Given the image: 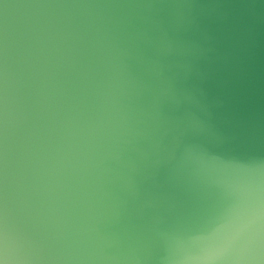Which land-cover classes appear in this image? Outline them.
Masks as SVG:
<instances>
[{
    "label": "water",
    "instance_id": "obj_1",
    "mask_svg": "<svg viewBox=\"0 0 264 264\" xmlns=\"http://www.w3.org/2000/svg\"><path fill=\"white\" fill-rule=\"evenodd\" d=\"M0 264H264V0H0Z\"/></svg>",
    "mask_w": 264,
    "mask_h": 264
}]
</instances>
